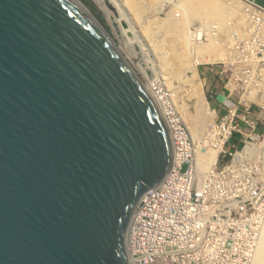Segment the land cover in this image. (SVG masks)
Instances as JSON below:
<instances>
[{"label":"water","instance_id":"1","mask_svg":"<svg viewBox=\"0 0 264 264\" xmlns=\"http://www.w3.org/2000/svg\"><path fill=\"white\" fill-rule=\"evenodd\" d=\"M173 161L142 82L77 5L0 0V264H130L135 207Z\"/></svg>","mask_w":264,"mask_h":264},{"label":"bare ground","instance_id":"2","mask_svg":"<svg viewBox=\"0 0 264 264\" xmlns=\"http://www.w3.org/2000/svg\"><path fill=\"white\" fill-rule=\"evenodd\" d=\"M71 1L75 5H77L79 9L83 11V13L87 15L89 20L95 26L99 27L106 33L98 20L94 18L86 9V6H84L79 0ZM93 1L106 15L107 19L109 21H112L113 15L106 7V0ZM110 1L113 2L117 7L120 13V18L123 17L127 20L131 19L132 17L128 15L127 10L132 11L134 13H132V15L135 19V22L136 20L141 21V13L142 11H144L143 8L146 7L145 10L147 12L148 10H152L151 15L149 14L148 16L146 13V15L151 18L149 20L150 22H148L147 24L150 23L151 25L149 24L145 26L141 21L142 28L140 27L141 29H143L145 33L144 35H146L148 39V43L143 42V40H140L138 38L136 39V42H138L142 46L143 50L148 49V52H152L155 55V59L157 61L156 67H160L159 71H161L160 74L161 77H163L160 78V80L163 79L164 82L160 81V83L156 82L157 84H155L154 80L148 82V84L146 85L143 84V87L153 100L160 115L165 121L173 149L176 145L180 146V148L183 150L182 152L176 150L177 158L175 160L179 163L178 165L182 167V159H186V157L190 155L191 150L190 144L184 145L182 141L184 140V138L192 139L194 153L192 155V162H186V169H191L192 178L196 176L198 181H201V183L198 185V192H202L205 186H208L210 189L215 190V178L209 177L208 174H210L209 171H211L218 165V158H220V154L225 150V143L226 139L229 136L230 130L223 124V122L217 125V123L214 121H217L218 119V116L216 115V109L212 107L209 101L206 99L205 109L207 110V113L211 115L212 121L200 135L198 120L194 116L189 115L185 110L183 111L184 114L182 112L181 115V113L179 112V105L177 103L178 100L175 99L176 96L172 95L173 93L167 89L170 88V79L179 77L182 81L186 83L189 82L187 84H190V91L187 90L189 93L184 89L188 96L190 94L194 97L198 96L204 86V81L200 78L198 71L199 64L209 63L211 66H213L214 64L220 62L223 63L226 67L230 66L229 64L232 61V55L234 52L232 51L234 49H231V39L227 38L219 40L218 38H216L217 40H215L212 39L211 36H207V38H209L207 41L194 42L192 38L195 31H192L191 25H193L192 23L194 21L198 20L204 22L205 24L207 23L206 25H208V23L213 24L216 22V25H218L221 31L230 36L229 29H227L229 25H227L226 18L228 17L233 19L235 25L232 24L231 27L237 26L238 22H242L241 15L243 11H238L236 7L234 8L231 5L223 2L222 0H177L175 3H173L171 0H161L162 2H167L166 5H163V9L165 10L167 6H169L170 9L166 12V18H160L156 20L154 17L156 11V0H142L143 2H145L141 4L143 5V7L140 5L141 0ZM247 1L253 4V6H257L260 9L264 10V7L259 6L253 1ZM176 9L179 12H176ZM120 18L119 21L121 20ZM114 19L117 18L114 17ZM143 20H145V18H143ZM262 22L264 23V19L262 20ZM240 28H242V25H240ZM124 31L125 30L122 29L123 34ZM154 31L155 38H152L154 37ZM122 33L120 37H123ZM157 34H160L161 36L157 37ZM147 46L148 48H146ZM125 49L128 50L129 54L136 55V51L131 44L125 47ZM148 52H146L145 55H149ZM245 57L247 58L246 61L252 63L253 69H255L254 66L260 61H263L262 66L264 65V58L255 55V53L250 51L249 49L248 54H245ZM146 65H148V62ZM168 67L170 68V72H166V69ZM255 70L264 71V68H262V70L260 68ZM255 70H253L252 72L255 73ZM186 71H190L191 75L187 76ZM142 72L143 74H145L144 68H142ZM182 81L181 83H183ZM261 81H264V76L263 78H261ZM186 83H184V85H187ZM155 86H157V89L153 88ZM163 86L169 87L164 91L162 89ZM230 87H233V85L229 80L227 86L222 90L224 91L227 88L230 89ZM240 98L246 106L251 103H255L259 107H261V111L264 112V83L257 84L251 90H246L244 93L240 94ZM223 102H225V104L231 109V113H234L236 109V105L234 104V102L230 98H226ZM188 116L190 117V119H192V124H190L189 126L185 123L187 121L184 120V118H189ZM178 123H180V130L176 128ZM222 126L224 128H222ZM258 140L260 141L248 142L246 143V146H244L240 150H237L232 157V165L223 171L224 173H226L223 175V177L226 178L224 180L225 183L236 184H232L235 185V188L232 189V192L227 191V193L224 195V198L219 197L216 199L219 207H222L224 205L223 210L221 209L220 212L219 210L211 206L210 210L207 209L209 210L208 216L195 220L192 227L189 226L188 223H186L188 227L187 232L186 230H184V228H182V226L174 227L175 235L171 236V240L166 239L164 232L160 236L158 229L155 235V219L152 218L153 211L145 213V215L150 218H143L142 222L150 221L148 225H153L152 236L146 235L147 239H150L149 250L151 252L156 251V253L159 254L158 264H200L201 261L206 259V255L203 254V247L200 246V248L197 249L196 245L209 233H216L214 236L210 237L214 239L213 241H211L214 246L213 248H209L210 242H208L206 243L204 248L215 250V252L219 253L220 258H218V262L220 264H264V195L262 194V192L264 191V176H259L261 166L257 164L256 169H254L253 171L256 174L255 181L257 183L262 182L263 187L253 188V194H250V191H247L248 188H246V181H244V184L241 183L244 177H246L243 174L239 175L242 173L241 171L235 172L233 175L228 176V174H231V169L233 171L234 169H237L238 166H242L241 164L243 160L247 159L248 157L257 158L258 155V157H262L261 160H263L264 162V139ZM262 166L264 167V164H262ZM173 169L174 172L172 174L178 173V168L176 165ZM250 171L251 169L247 170V173L249 175H251ZM229 177H233L234 182H232L233 180ZM193 182L195 184V180ZM173 183L175 187L179 189V191H182L183 186L189 184L182 179L175 180ZM240 183L241 187H238L237 184ZM190 184H192V182ZM203 184L205 186L202 187ZM236 191H241L243 193L240 192L236 194L234 193ZM254 193L256 196H253ZM232 194H234L235 197L238 196L242 198L240 199V201L235 200L231 201V203L232 209L235 210L236 213L240 215V219L243 220H239L231 216L229 217L228 221L225 222V224H222L225 221L224 216L227 218V215H230L232 213V211H227V203H225L227 197L229 196L231 198ZM261 197L263 198L261 199ZM248 199H250L253 203L252 210L251 207L246 204V201ZM196 221H198V223ZM208 221L210 222V224H208ZM258 221L259 223H257ZM205 224L208 225L209 231H206L204 229ZM170 228L171 225H169L166 232H168ZM248 231L252 232L254 235L252 240L255 239V241L253 244H251L252 240H249V237H246V235H249ZM126 238L127 234L125 236L124 244L126 254L127 256H129L130 250L127 246ZM228 239L232 241L230 246H227ZM250 247L253 249V252H255V254L252 252V254L250 255L249 252H247L252 251ZM242 248H246L247 250L243 253L244 250ZM134 251L135 255H138L139 257H135V259H131L130 261L133 262L134 260L139 258L143 262H147L148 264H155V261L150 258L153 255L148 251ZM235 253H241L245 255L241 259L238 256L237 258H233L232 255H235Z\"/></svg>","mask_w":264,"mask_h":264},{"label":"built area","instance_id":"3","mask_svg":"<svg viewBox=\"0 0 264 264\" xmlns=\"http://www.w3.org/2000/svg\"><path fill=\"white\" fill-rule=\"evenodd\" d=\"M244 12L241 15L242 22H238L237 26L231 27V25H235L234 21L232 18H226L227 25L229 27V35L225 34V32L221 31V29L216 25L215 23H209L206 25L202 21H195L193 25H191L192 31H195L193 35V40L194 42L198 41H207L209 38L207 36H211L212 39L219 40L222 39H231V49H234L232 51V61L229 64L230 68L233 70L232 72V77L228 78L227 84L229 83V80L231 81V84L233 87H230V89L226 90H221L226 98H230L234 104L236 105V109L234 113H231V109L225 104V102H219L215 99L214 108L216 109V115L218 116L217 121L214 120L217 125L223 124L229 128L230 133L228 138L226 139L225 147L228 144V141H231V137L233 134L235 136L241 138L239 142L238 141H231V151L228 153L227 150H224L222 155H226L227 153L229 154V161L223 163V164H218L215 168H213L208 174L209 177L215 178L216 182V189H210L208 186H205L204 184L202 185L205 186V188L202 190V192H198V185L201 183V181L197 179V177H191V169H186L185 171H182V168L184 165H186V162H192V155L194 153L193 151V144H192V139H185L182 141L185 144H190L191 150H190V155L188 157L183 158V163L182 167L179 166L178 162L175 160L177 158L176 156V150L179 152H182L183 150L180 148V146H176L174 148V161L172 168L166 178L156 187H153L149 190H147L142 197L140 198L137 206L135 207V210L133 212L128 232H127V246L130 250V255L128 256L129 263L130 264H148L147 262H143L141 259H136L133 262L130 261L131 259H135V257H139L138 255H135V251L137 250L138 252L141 251H148L151 253L153 256L150 258L155 261V264H158L159 262V254L156 253V251L151 252L149 250L150 247V239H147V236H152L153 231H152V226L153 225H148L150 221L147 222H142L143 218H150L145 213L149 211L152 212V218L155 219V235L156 231L158 229L159 235L161 236L164 232L166 239L171 240V236H174V227H181L184 228V230H188V227L186 223H188L189 226L192 227L194 224L195 220L198 218H202L205 216H208V211L210 210L211 206H213L215 209L220 210L224 208V205L222 207L218 206L217 203V198H224V195L227 193V191L232 192V189L235 188L236 183H231L227 184L225 183V179L223 177L224 173L223 171L230 167L232 165V157L234 153L237 150H240L244 146H246V143L248 142H259L261 139L262 131L264 130V112L261 111V107H259L255 103H251L248 106H246L240 98V94L244 93L246 90H251L254 88V86H250L247 82V88H244L243 82L240 84L239 77L244 79L248 78L249 75L254 76L258 75L259 71L255 70L260 68H264V65L262 66V61L258 62L253 69L252 63L249 61H246L245 54H248V49L252 52L255 53V55L261 56L264 58V23L262 22L263 17H264V12L260 10L259 7H251L250 5H246L244 8ZM248 24V25H246ZM240 25H242V28H240ZM194 46V45H193ZM195 47V46H194ZM220 64V63H219ZM202 65H209V63L202 64ZM234 65L239 67H242V69H239V72L236 70L237 68L234 67ZM255 70V73L252 71ZM212 74H219V71L211 68L210 69ZM221 75V74H219ZM262 76V75H261ZM221 78V76H220ZM245 79V80H246ZM225 85L224 87H226ZM224 89V88H223ZM220 91V92H221ZM215 97V96H214ZM239 104L242 105V109H239ZM257 107V108H254ZM264 110V108H263ZM177 129L180 130V123H178ZM222 128H224L222 126ZM209 130V129H207ZM192 144V145H191ZM182 147V146H181ZM220 154V155H221ZM261 158H250L248 157L247 159L243 160L242 166H238L237 169H234L231 171V174H228V176L233 175L235 172L241 171L242 173L239 175H245L243 181L241 183L244 184V181H246V185L248 188L247 191H250V194H253V188H262L263 184L262 182H256V174L253 171L256 169V165H260L261 171L259 172V176L263 177L264 176V167L262 166L261 163ZM177 166V171L178 173L172 174L174 172V166ZM251 169L249 175L247 173V170ZM229 172V171H228ZM227 172V173H228ZM231 178L234 182L233 177ZM182 179L189 183L188 185H185L182 187V191H179L178 188L175 187L174 181ZM237 179V178H236ZM195 180V184L194 181ZM192 182V184H190ZM206 182V181H205ZM240 184H237L238 187H241ZM255 183V184H254ZM242 184V185H243ZM258 185V186H257ZM186 188V190H185ZM241 191H236L234 193L238 194ZM243 193V192H241ZM264 195V191L262 192ZM253 196H256L255 193ZM233 198V199H232ZM263 197H261L262 199ZM242 199L241 197H235L234 194L231 195V198L228 196L225 203H227L226 208L227 211H232L230 215H227L228 217L226 218L224 216L225 221L222 224H225L226 221H228L229 217L233 216L236 219H240V215L236 213L235 210L232 209V203L231 201H240ZM220 204V203H219ZM230 204V205H229ZM246 204L248 206L253 207V203L250 199L246 201ZM216 205V206H215ZM219 209H218V208ZM209 209V210H207ZM249 211V210H248ZM217 212V213H219ZM261 219V218H260ZM259 219V221H260ZM238 220V221H239ZM163 221V222H162ZM259 221L257 223H259ZM198 223V221H196ZM208 224L210 222L208 221ZM169 225H171V228L167 231ZM252 225V224H251ZM147 226V227H146ZM204 229L206 231H209L208 225H204ZM249 235H246V237H249V240L253 239L254 235L252 232L248 231ZM210 234V233H209ZM207 235L206 237L203 238V240H200L198 244L196 245V248L199 249L200 246L203 247V254L206 255V259L200 262V264H220L218 262L219 253L215 252V250L207 249L204 248L206 243H209V248H213L214 244L211 243L213 241V238H210L214 236L216 233H212L210 235ZM147 235V236H146ZM255 241L252 240L251 244H253ZM232 241L228 239V244L227 246H230ZM155 248V245H154ZM244 251L243 253L247 250L246 248H242ZM252 251H247L251 255L253 252V249L250 247ZM255 250V248H254ZM246 252V253H247ZM194 253V252H191ZM255 254V252H253ZM245 254L241 253H235V255H232L233 258L240 257V259L244 256ZM191 258V257H190ZM246 259V258H245Z\"/></svg>","mask_w":264,"mask_h":264},{"label":"rangeland","instance_id":"4","mask_svg":"<svg viewBox=\"0 0 264 264\" xmlns=\"http://www.w3.org/2000/svg\"><path fill=\"white\" fill-rule=\"evenodd\" d=\"M79 1H81L89 9V11L93 14V16L98 20V22L101 24L103 29L106 31V33L108 34V36L112 40L113 44L117 47V49L119 50V52L121 53V55L123 56L125 61L128 63L129 67L132 69V71L136 74V76L142 82V85L143 84L146 85V84H148V82H151L154 80H155V84L160 83V81H163V79L160 80V78H163V77H161V74H160L161 71H159L160 67H158V66L156 67L157 61L155 59V55L152 52H148V49L143 50L142 46L138 42H136L137 41L136 39L138 38L140 40H143V42L148 43L147 42L148 39H147L146 35H144L145 33H144L143 29H141L142 28L141 27L142 26L141 21L145 26L149 25L150 23L149 24H147V23L150 22L149 20L151 18H149L148 16H149V14L151 15L152 10H148V12H147L145 10L146 7L143 8L144 11H142V13H141L142 14L141 21L136 20V22H135V19L132 15V13H133L132 11L127 10L128 15L132 17L131 19L127 20L126 18H123V17L120 18V13H119L117 7L115 6V4L113 2H111L110 0H106V7L109 9L111 14L113 15V16L111 15L113 17L112 21H109L107 19L106 15L100 10L98 5L93 0H79ZM171 1L173 3H175L177 0H171ZM222 1L231 5L234 8L236 7L237 10L240 12H242V11L244 12V10H245L244 8L246 5H250L251 7H257V6H253V4H251L247 0H222ZM143 3H145V2H143L141 0L140 5ZM166 3L162 2L161 0L155 1V5H156L155 10L156 11H155L154 17L156 20H158L160 18L162 19V18L167 17L166 12L170 9V7L167 6L166 9L164 10L163 5L164 4L166 5ZM141 6L143 7V5H141ZM260 10L264 12V10H262V9H260ZM177 11L178 10L176 9V12ZM146 13L148 16L146 15ZM114 17L117 19H114ZM119 18L121 19L120 21H119ZM143 18H145V20H143ZM263 19H264V17H263ZM139 22H140V24H139ZM122 29L125 30L124 34L122 33ZM121 33L123 34V37H120ZM153 36L154 37H152V38H155V31L153 33ZM158 36H161V35L157 34V37ZM223 39H224V37H223ZM126 43L128 45L131 44L133 46L134 50L136 51V55L129 54L128 50L125 49V47L128 46ZM223 43H224V41H223ZM146 48H148V46ZM146 52H148L149 55H145ZM259 54L260 53H258V55ZM147 62H148V65H146ZM219 63H216L218 65L214 64L213 66H211L210 64L209 65H202V64L198 65V71H199L200 78L204 81L203 89H202L201 93L198 94V96L194 97L191 94L188 96L186 91L190 89V84H187L189 82L186 83V82L182 81L181 78H179V77L178 78L174 77V78L170 79L171 84L169 85L170 86L169 89H167L169 86H167V87L163 86L162 87V89L164 91L167 89L173 93L172 95L176 96V97L175 96L174 97L176 100H178L177 103L179 105V112L181 113V115H182V112L185 110L189 115L194 116L198 120L199 134L200 135L202 134V132H204V130L209 126V124L212 121L211 115L208 114L207 110L205 109L206 99L209 101V103L212 107H215V106H213L214 102H215L214 94L217 91L219 92L220 90H222L224 88V86L227 85V81H228L227 79L232 77L233 70L230 67H226L223 63H220V64ZM234 67L237 68L236 65H234ZM142 68L145 69V74H143ZM211 68L218 70L219 74H221V75L212 74L210 71ZM239 69H242V67L238 66V68L236 69L238 71V73H240ZM169 70H170V68L168 67L166 69V72H170ZM259 72H261V73H259L258 75H254V76L249 75V77L247 79L246 78L241 79L240 74H239V77L237 79H239L240 84L243 82L244 88H247V82L250 86H256L259 83H264V81H261V78H263V76H264V71H259ZM186 75L190 76L191 72L186 71ZM220 76H221V78H220ZM209 80L213 81V83L214 82L216 83L215 89H212L213 84L211 85L210 84L211 82ZM181 81L183 83H181ZM184 83H186L187 85H184ZM153 88L157 89V86H155ZM254 108H257V107H254ZM239 109H242L241 104H239ZM183 114H184V112H183ZM263 119H264V117H263ZM184 120L187 121V122H185V121L184 122L188 126L190 124H192V119H190V117L184 118ZM262 133H264V130L262 131ZM263 135L261 137V140L264 139ZM230 139H231V141L236 140L238 142L241 140V138L235 136V134H233ZM230 142L228 141V144L225 147V150H227L228 153L231 151ZM239 143H241V142H239ZM228 153L226 155L221 154L220 158H218V164H223V163L230 160L229 159L230 156ZM260 161L262 164H264L263 160H260ZM186 167H187V165H184L182 168V171H185Z\"/></svg>","mask_w":264,"mask_h":264},{"label":"clouds","instance_id":"5","mask_svg":"<svg viewBox=\"0 0 264 264\" xmlns=\"http://www.w3.org/2000/svg\"><path fill=\"white\" fill-rule=\"evenodd\" d=\"M212 84L214 85V87H213L212 89H215V87H216V83L214 82V83H212ZM214 91H215V90H214ZM220 91H221V90H220ZM220 91H219V92L217 91V92L214 94L216 100H217V98H216L217 94H218V93H223L222 91H221V92H220ZM223 94H224V93H223ZM224 95H225V94H224ZM217 101H218V100H217Z\"/></svg>","mask_w":264,"mask_h":264},{"label":"crops","instance_id":"6","mask_svg":"<svg viewBox=\"0 0 264 264\" xmlns=\"http://www.w3.org/2000/svg\"><path fill=\"white\" fill-rule=\"evenodd\" d=\"M209 81L211 82L210 84L212 85L213 81H211V80H209ZM213 87H214V85H212V88H213Z\"/></svg>","mask_w":264,"mask_h":264}]
</instances>
